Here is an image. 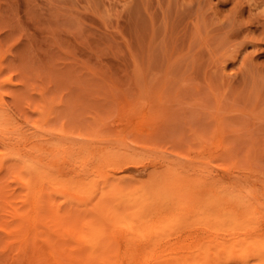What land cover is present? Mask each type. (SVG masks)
Wrapping results in <instances>:
<instances>
[{
  "label": "rangeland",
  "instance_id": "374dc122",
  "mask_svg": "<svg viewBox=\"0 0 264 264\" xmlns=\"http://www.w3.org/2000/svg\"><path fill=\"white\" fill-rule=\"evenodd\" d=\"M262 107L264 0H0V121L4 120L0 122V181L6 191L2 194L33 195V189L22 182L24 177L31 183L41 181L38 185L47 187V193L54 187V195L47 197L50 207L35 212L40 222L35 226L28 221L27 237L8 238L0 227V264H91L93 259L101 264H173L170 249L160 244L154 248L153 240V246L150 241L140 243L129 221L153 236L156 227V231L162 228L158 232L164 236L156 234L161 242L189 241L192 264H224L229 252L248 250L249 259L259 261L251 264H264ZM217 118L226 129L219 137ZM59 140L82 149L74 148L73 154L67 153L71 157L62 159L54 143ZM95 145L108 148L114 159L106 162L114 166L108 165V171L102 163L109 174L104 173L114 174L117 180L127 174L122 183L128 185H157L171 172L195 175L193 183L204 173L210 181L206 178L204 184L191 186L187 176L189 187L185 184L183 196L175 197L180 205L166 213L152 208L134 213L124 195L109 197V209L92 208L96 196L88 192L71 203L75 184L69 179L78 168L80 158L76 157ZM25 154L31 155L29 161ZM121 154L133 155L136 164L119 165L116 159L121 162ZM10 162L18 168L10 164L5 169ZM129 173L137 183L128 179ZM46 180L58 181L54 184L59 186ZM177 181L175 186L185 183ZM200 186L205 192H193ZM2 198L3 224L8 218L2 207L8 210V206ZM159 198L158 205L164 197ZM53 202L62 205L58 212ZM237 202L257 205V209L237 208ZM27 206L23 205L28 214L35 216ZM52 214L60 221L66 215L63 219L68 221L55 224ZM127 234L133 240L128 244ZM108 237L114 240L110 239L112 246ZM104 245L108 247L102 257ZM257 247L260 252L255 253ZM212 251L220 253L221 260L212 262L216 254Z\"/></svg>",
  "mask_w": 264,
  "mask_h": 264
},
{
  "label": "bare ground",
  "instance_id": "6f19581e",
  "mask_svg": "<svg viewBox=\"0 0 264 264\" xmlns=\"http://www.w3.org/2000/svg\"><path fill=\"white\" fill-rule=\"evenodd\" d=\"M166 74H168V73H166ZM253 86V85H252ZM215 90V89H214ZM216 91H217V89H216ZM215 91V92H216ZM219 93V92H218ZM259 95V94H258ZM261 96V95H260ZM244 101V100H243ZM222 102V101H221ZM212 103V102H211ZM218 103H219V100H218ZM253 104V103H252ZM220 105V103L218 104V106ZM213 106V105H212ZM217 106V105H216ZM223 106V105H222ZM258 107V106H257ZM256 107V108H257ZM261 107V106H260ZM214 108V107H213ZM250 108V107H249ZM262 108H264V107H262ZM218 110L220 109V108H217ZM53 110V109H52ZM212 110V109H211ZM254 110H255V108H254ZM210 111V110H209ZM262 111V110H261ZM44 112V111H43ZM219 112V111H218ZM262 112H264V111H262ZM1 113V112H0ZM52 113V112H51ZM210 114V113H209ZM262 114H264V113H262ZM260 116H261V114H260ZM217 117V116H216ZM262 117V116H261ZM222 118H223V115H222ZM262 118H264V117H262ZM226 119V118H225ZM53 120V119H52ZM217 120H218V118H217ZM4 120H3V117H2V121H0V122H3ZM219 122H218V125H216V137H219V136H221V135H223V133L224 132H226V129H224L223 128V125H224V121H222V119H220L219 118V120H218ZM15 122V121H14ZM227 122H229L228 120H227ZM256 122V121H255ZM254 122V123H255ZM4 123V122H3ZM231 123V122H230ZM1 124V123H0ZM20 124V123H19ZM227 124V123H226ZM38 125V124H37ZM230 125H232V124H230ZM226 126V125H225ZM192 127H193V125H192ZM39 128V127H38ZM57 128V127H56ZM55 128V129H56ZM194 128V127H193ZM58 129V128H57ZM195 129V128H194ZM194 129H193V131H194ZM223 129H224V131H223ZM25 130V129H24ZM74 130V129H73ZM196 130V133H198L197 132V129H195ZM229 130V129H228ZM16 131H18V130H16ZM156 131V130H155ZM166 132V131H165ZM164 132V133H165ZM18 133V132H17ZM81 133V132H80ZM194 133V132H193ZM196 133H194L193 134V136L196 134ZM199 133H201V132H199ZM198 133V134H199ZM232 133V132H231ZM14 134H16V133H14ZM44 134V133H43ZM101 134V133H100ZM225 134V133H224ZM7 135V134H6ZM28 135V134H27ZM45 135V134H44ZM87 135V134H86ZM97 135V134H96ZM165 135V134H164ZM16 136H18V134L16 135ZM2 137V136H1ZM22 137V136H21ZM226 137H228V136H226ZM230 137V136H229ZM18 138H20V137H18ZM24 138V137H23ZM28 138V137H27ZM225 138V137H224ZM17 139V138H16ZM223 140V139H222ZM4 141V140H3ZM15 140H13V142H14ZM19 141V140H18ZM179 141V140H178ZM250 141V140H249ZM16 142V141H15ZM199 142V141H198ZM203 142V141H202ZM214 142H216V141H214ZM224 142V141H223ZM256 142V141H255ZM19 143H20V141H19ZM55 143V147L57 148L56 150H58V152L60 153V155H61V158L62 159H65V157L67 156V158H68V156L69 155H67V153L68 154H73V151H75V149L74 148H76L77 150H79V149H82V148H80L79 146H70L69 144V142H67V141H65V140H62V141H55L54 142ZM219 143H221V142H219ZM9 144V143H8ZM53 144V143H52ZM93 144V143H92ZM17 145H19V144H17ZM90 145V144H89ZM101 145V147H102V144H100ZM14 146H16V145H14ZM86 146V145H85ZM98 146H99V144H98ZM103 146H105V145H103ZM35 147V146H34ZM34 147H30L29 149H33ZM37 147V146H36ZM39 147V146H38ZM78 147H79V149H78ZM101 147L99 148V149H97V145H95L93 148H91V149H89L88 151H86V152H81L80 154H81V157L79 156V157H76V158H80L79 160H77L78 162H77V165H78V168L76 169V172H75V174H73L72 176L69 174V176H71L70 177V181L71 182H73L74 184H75V186H73V187H75V190L73 189V193L71 192V195H70V197H69V199H70V202L72 203V200H75L74 199V197H79L80 195H83V193L84 192H88V194L90 195V196H96V198H95V202L93 203V201H94V199H93V201H91V203H93L92 204V208L94 207V208H99V209H102V208H104V209H106V208H108L109 209V197H112V196H118V195H124L125 197L127 196L128 198V200L126 201V203L128 204V206H129V204H131V208H132V212H138V211H140L141 209H143V208H152V209H154V210H157V211H159L160 213L161 212H167V211H169L171 208H173L175 205H180V203H181V201L179 200H175V197H182L183 195L182 194H184V192L186 191L185 190V188L188 186L187 185V176H189L188 178L189 179H191V182H190V184L191 183H193L192 182V176H190V175H186V173H185V175H180L179 173L177 174L176 172H171V173H169L168 175H165L164 177H163V179L161 180V183L160 184H158L157 183V185H155L154 183L153 184H151V185H149L148 184V186H146V185H141V184H137V185H133V184H131L130 185V183H129V185L128 184H125V183H122L123 181H122V179L124 178V179H126L125 177L127 176L128 177V175L126 174H123L122 175V177H120V180L118 179H115L114 178V174H112L111 172V174H110V176L109 175H106V173L107 174H109L108 172H106V170L105 169H107V171L109 170L108 168H110L111 166H113V165H111V164H109L108 163V165H110V167L107 165V163L106 162H109V160L110 159H112L109 155H111L110 154V150L107 148V149H101ZM106 147V146H105ZM12 148V147H11ZM41 148V147H40ZM119 148H121V147H119ZM13 149V148H12ZM26 149H28V148H26ZM35 149V148H34ZM101 149V150H100ZM122 149V148H121ZM15 150H17V149H15ZM15 150H13V151H15ZM42 150V149H41ZM44 150V149H43ZM42 150V151H43ZM54 150V149H53ZM55 150V151H56ZM120 150V149H119ZM122 150H124V152H125V149H122ZM12 151V153L14 154L15 152H13ZM36 151V150H35ZM42 151L40 152V153H42ZM48 151V150H47ZM79 151H81V150H79ZM9 152V151H8ZM54 152V151H53ZM51 153V154H54V153ZM123 151H122V153H124ZM249 152V151H248ZM39 153V154H40ZM56 153V152H55ZM74 153H76V152H74ZM131 153V152H130ZM1 154H2V152H1ZM17 154V153H16ZM21 154V153H20ZM19 154V155H20ZM31 154V153H30ZM78 154V153H77ZM76 154V155H77ZM113 154V153H112ZM132 154V153H131ZM131 154H128V156L126 155V154H124V156H123V154H121V156H123V157H121V162H122V158H123V160H124V162H118L119 160H118V158L116 159L117 161V163L119 164H125V162L126 163H133V164H136V163H134L135 162V159H134V157H133V155H131ZM34 155V154H33ZM42 155V154H41ZM55 155V154H54ZM75 155V154H74ZM74 155H72L73 157H74ZM114 155V157H115V154H113ZM120 155V154H119ZM118 155V156H119ZM10 156V155H9ZM12 156V155H11ZM25 156H26V154H25ZM24 156V158H27V157H29V156H31V155H29V156H26L25 157ZM36 156H38V155H36ZM43 156V155H42ZM45 156V155H44ZM112 156V155H111ZM117 156V155H116ZM13 157V156H12ZM69 157H71V156H69ZM109 157H110V159H109ZM113 157V156H112ZM120 157V156H119ZM24 158H22L21 156H15V159H21V162L22 161H26ZM43 158V157H42ZM66 158V159H67ZM125 158V159H124ZM7 159H9V157L7 158ZM37 159V158H36ZM50 159V158H49ZM10 161H13V159L11 160V159H9ZM31 160V159H30ZM46 160V159H45ZM44 160V161H45ZM112 160H114V159H112ZM28 161H29V159H28ZM28 161H26V165H27V162ZM40 162V160H37V162ZM42 161V160H41ZM111 161V160H110ZM14 162V161H13ZM10 162L9 164H7L6 166H4L5 167V169H7L8 170V165H12V164H14V163H16V164H14L15 166L16 165H19V164H17L18 162ZM34 162H35V160H34ZM106 163L105 165H106V167L104 166V168H102V163ZM112 162H114V161H112ZM5 163H6V161H5ZM30 164V162L28 163V165ZM35 164H37L36 162H35ZM44 164V163H43ZM72 164V163H71ZM119 164V165H120ZM27 165V166H28ZM32 165V164H31ZM13 166V165H12ZM15 166H13V168L15 167ZM63 166V165H62ZM116 166H118V165H116ZM124 166V165H123ZM20 167V166H19ZM23 167H24V165H23ZM33 167V166H32ZM38 167V169H40V168H42V167H40L39 168V166H37ZM46 167H47V165H46ZM114 167V166H113ZM3 168V167H2ZM15 168H18V167H15ZM48 168H49V165H48ZM69 168V167H68ZM84 168V169H83ZM192 168V167H191ZM4 169V170H5ZM21 169V168H20ZM34 169V168H33ZM37 169V170H38ZM44 169V168H43ZM43 169H41L42 171H43ZM66 169V168H65ZM7 170H5V172L7 171ZM11 170H13L12 168H11ZM16 170H18V169H16ZM25 170H27V167L25 166ZM50 170V169H49ZM52 170V169H51ZM50 170V171H51ZM104 170V171H103ZM111 170V169H110ZM173 170V169H172ZM9 171H10V169H9ZM40 171V170H39ZM45 171H46V169H45ZM44 171V172H45ZM54 171V170H53ZM156 171V170H155ZM176 171H177V169H176ZM183 171V170H182ZM8 172V171H7ZM18 172H19V170H18ZM20 172H22V170L20 171ZM30 172H33V170H31ZM41 172V171H40ZM62 172H63V170H62ZM104 172H106V173H104ZM167 172H169V171H167ZM194 172V171H193ZM206 172V171H205ZM261 172V171H260ZM14 173H17V172H14ZM54 173L56 174V172L54 171ZM67 173V172H66ZM66 173H65V175H66ZM192 173V172H191ZM199 173V172H198ZM31 174H33V173H31ZM30 174V175H31ZM45 174V173H44ZM52 174V173H51ZM59 174V173H58ZM58 174H56V175H58ZM68 174V173H67ZM122 174V173H121ZM121 174H119V175H121ZM130 174L131 173H129V178L128 179H131L132 177V175L130 176ZM205 174H207V173H205ZM8 175V174H7ZM13 175V174H12ZM33 175H35V173L33 174ZM42 175V174H41ZM48 175V174H47ZM62 174H60V176H61ZM111 175H113L112 177L113 178H111ZM204 175V173L202 174V176ZM1 176V175H0ZM20 176V175H19ZM40 176V175H39ZM124 176V177H123ZM197 176H198V174H197ZM201 176V177H202ZM206 176H209L208 174L206 175ZM22 177V176H21ZM29 178H30V176H28ZM35 177H37V176H35ZM116 178H117V176H115ZM131 177V178H130ZM135 176H133V178H134ZM155 177V176H154ZM160 177V176H159ZM193 177H195V175L193 176ZM199 177V178H198ZM198 177H196L195 178V181H194V183H196L197 182V184L198 183H201V184H204V183H202V182H204L203 180H206V178H205V176H203L202 178L200 177V176H198ZM210 177V176H209ZM208 177V178H209ZM7 178H8V176H7ZM19 178V177H18ZM33 178V177H32ZM43 178H44V176H43ZM56 179L57 177H53V179ZM67 178V177H66ZM119 178V177H118ZM132 178V179H133ZM205 178V179H204ZM207 178V179H208ZM212 179L213 178H215V177H211ZM219 178V177H218ZM1 179V178H0ZM37 179H40V180H43V179H41V178H37ZM48 179V178H47ZM52 179V178H51ZM52 179V180H53ZM68 179V178H67ZM110 179L112 180L111 182H110ZM123 179V180H124ZM127 179V180H128ZM132 179H131V182H136L137 183V180H133L132 181ZM140 179V178H139ZM142 179V178H141ZM145 179V178H144ZM178 179H180V181L181 182H185V183H183V184H181L182 186H180V184H179V186L178 185H176L175 186V182H176V184H177V180ZM188 179V180H189ZM19 180H22V179H20L19 178ZM50 180V179H49ZM57 180V179H56ZM58 180H59V176H58ZM116 180V181H115ZM126 180V181H127ZM158 180V179H157ZM209 181H210V179H208ZM31 181V179L30 180H28V178L27 179H25V177H24V180L22 181L23 183H25L28 187H31L33 190V195H31V196H29L28 194L29 193H22V194H20V195H16V194H13V192L12 193H7L6 195L4 194V196H3V194H2V192L4 191V190H2L3 188H2V182L0 181V198H2L3 199V202L8 206V210H7V208H5V207H2V209L4 208V209H6V214H7V218L8 219H6L5 220V222H4V220L2 221V222H4L3 224L2 223H0V227L2 226L3 227V230L2 231H5V234H7L6 236H8V238L10 237V236H15V237H13V238H16L17 236H20V238H24V237H27V234H29V231L27 232V227H26V225H28V221H32V223H36L37 224V222H40L38 219H37V217H36V213L38 212L39 213V209H41L42 208V210H43V208H44V210L46 209V208H48V207H50V205L48 206V200H47V197L48 196H51L52 194V189L54 188L53 186H55V184L54 183H56V182H58V181H54V183L51 181V182H48L47 180H46V182H48L47 184H50V185H52V183L54 184L52 187L53 188H51L50 190H51V192H50V190L48 191V193L47 192H45L46 190V188L47 187H43V186H46V184L44 185H42V187L43 188H41V185H38L37 183H31L30 182ZM190 181V180H189ZM215 181V180H214ZM21 182V181H20ZM21 182V183H22ZM45 182V183H46ZM68 182V181H67ZM71 182H70V185H71ZM128 182V181H127ZM134 182V183H135ZM153 182V181H152ZM219 182V181H218ZM217 182V183H218ZM44 183V182H43ZM179 183V182H178ZM193 183V184H194ZM216 183V184H217ZM187 185L186 187L184 186V185ZM4 185H5V182H4ZM58 186H59V184H57ZM55 186V187H58V186ZM61 185V184H60ZM195 185V184H194ZM220 185V183L218 184V186ZM25 186V185H24ZM65 186V185H64ZM68 186V185H67ZM191 186H192V184H191ZM217 186V185H216ZM4 187V186H3ZM61 187V186H60ZM59 187V188H60ZM189 187V186H188ZM26 188V187H25ZM30 188V189H31ZM49 188H50V186H49ZM59 188H56V189H58V191H57V193L59 192ZM218 188H220V187H218ZM215 189H216V187H215ZM222 189V188H221ZM226 189V188H225ZM225 189H222L223 191L225 190ZM45 190V191H44ZM48 190V189H47ZM190 190V189H189ZM227 190H230V189H227ZM21 191V190H20ZM25 191V190H24ZM196 191H198V192H200V191H204L205 192V190H202V187L200 186V187H198L196 190H194L193 192H196ZM226 191V190H225ZM4 192H6V191H4ZM30 192V191H29ZM55 192V191H54ZM188 192V191H187ZM32 193V192H31ZM207 193V192H206ZM1 194H2V196H1ZM51 194V195H50ZM61 194V193H60ZM187 194V193H186ZM185 194V195H186ZM212 194V193H211ZM219 194H220V192H219ZM54 195V194H53ZM52 195V196H53ZM57 195V194H56ZM182 195V196H181ZM184 195V196H185ZM197 195H199V194H197ZM69 196V195H68ZM55 197V196H54ZM143 197V199H144V197L146 198V197H148V198H146V200H145V202L143 203V201H142V198ZM159 197H164V199H162L163 201L160 203L159 201V205L157 204V198H159ZM91 198V197H90ZM113 198V197H112ZM139 198L141 199V201H142V204H140V203H138L139 201ZM50 199H51V197H50ZM53 199V198H52ZM97 199V200H96ZM159 199H161V198H159ZM91 200V199H90ZM112 200V199H111ZM148 200V201H147ZM1 201V200H0ZM62 201V200H61ZM77 201V200H76ZM114 201H115V199H114ZM116 201H118V200H116ZM49 202H50V200H49ZM59 202V201H58ZM17 203H20V205L19 206H17ZM25 203H27V205L29 206V208L30 209H33V211H34V214H35V216H30L28 213H29V211H28V209H26V207L24 208L23 207V205L25 204ZM89 203H90V201H89ZM50 204V203H49ZM55 204H57V206L59 207V208H57V206L56 205H54V202H53V206H55V211H59L58 209H61V206L62 205H59V203H55ZM62 204V203H61ZM0 205H1V202H0ZM51 205H52V203H51ZM71 205V204H70ZM69 205V209H71V206L72 207H74L73 205H71L70 206ZM256 205V204H255ZM27 206V207H28ZM75 206L77 207V205L75 204ZM106 206H108V207H106ZM112 206V205H111ZM124 209L125 208H127V207H125L124 205H121ZM237 208H245V209H249V210H254V209H257V205L256 206H254V205H252V204H249V203H245V204H243V203H238L237 202ZM106 207V208H105ZM113 207V206H112ZM24 208V209H23ZM78 208V207H77ZM85 208V207H84ZM111 208V207H110ZM29 209V210H30ZM52 209H53V207H52ZM65 209V208H64ZM63 209V210H64ZM51 210V209H50ZM79 210H82V209H79ZM78 210V211H79ZM129 209L127 208V211H128ZM3 211V210H2ZM49 211V210H48ZM67 211V210H66ZM74 211V210H73ZM76 211H77V209H76ZM75 211V212H76ZM101 211V210H100ZM36 212V213H35ZM41 212V211H40ZM53 212V211H52ZM56 212V213H57ZM64 212V211H63ZM89 212H90V210H89ZM118 212V211H117ZM122 212V211H121ZM165 212V213H166ZM51 213V212H50ZM50 213H48V214H50ZM54 213V212H53ZM5 214V213H4ZM3 214V215H4ZM47 213H45L44 215H46ZM124 214V213H123ZM127 214V213H126ZM39 215V214H38ZM51 215V214H50ZM49 215V216H50ZM58 216V213L57 214H55V216ZM122 215V214H121ZM54 214H52V216H51V218L52 219H54ZM65 217H67L66 215H64ZM64 216H62L63 218H64ZM70 216V215H69ZM112 217H114V216H112ZM121 217V216H120ZM62 218V221L64 222V223H66L67 221H68V219L66 220V218L65 219H63ZM55 219H56V217H55ZM55 219H54V222H58V223H55V224H61V222L62 221H60L59 219L60 218H58V220L56 219V221H55ZM65 220V221H64ZM129 220V219H128ZM18 223H17V222ZM49 221V220H48ZM60 221V222H59ZM124 221V220H123ZM145 221V220H144ZM16 222V223H15ZM73 222V221H72ZM130 223H128V224H130L131 226H130V228L132 229V230H134V231H136L137 230V233H135V232H133V233H135L136 234V236H137V240L140 242V243H144V244H147V243H149V241L150 240H153V242H154V248H155V246H157L158 244H160V246L161 247H163V249H165V248H167V249H170V250H166L167 252H168V254H171V256H172V260H173V264H192V262H191V260L189 259L190 257V253H192L193 251H192V249L190 250V248H188V247H190L191 246V244L189 245V244H186V243H188L189 241H185L186 243L184 244V243H182L181 241V243L180 242H177V241H175V242H169L168 243V241L167 240H163V241H165V242H161V236L160 235H157L156 236V234H158L159 232V230L160 229H162V228H160L158 231H156L157 230V227L155 228L156 230H154V233H156L155 234V236H153L154 234H153V232L151 233V231L150 232H147L146 231V233L143 231L142 232V230L144 229V227H141L140 225H138L137 227H134L133 225L135 224H133V223H131V222H133V221H129ZM74 223V222H73ZM85 223H87V222H85ZM101 223V222H100ZM138 222H136V224H137ZM34 224H32L31 226L32 227H34ZM36 224H35V226H36ZM49 224V223H48ZM75 224V223H74ZM93 224V223H92ZM119 224V223H118ZM127 224V223H126ZM133 224V225H132ZM139 224V223H138ZM141 224V223H140ZM150 224V223H149ZM69 225H71V224H69ZM90 225V224H89ZM146 225H147V223H146ZM47 226H49V225H47ZM61 226V225H60ZM95 226V225H94ZM144 226H145V223H144ZM150 226V228H148L149 230L151 229V225H149ZM155 226V225H154ZM161 226V225H160ZM1 227V228H2ZM32 227H30V229L32 228ZM105 227V226H104ZM159 227V226H158ZM100 228H102V227H100ZM142 228V229H141ZM29 229V230H30ZM46 229V228H45ZM48 229H49V227H48ZM127 229V228H126ZM77 230V229H76ZM92 230H93V225H92ZM128 230V229H127ZM261 230H262V228H261ZM91 231V230H90ZM124 231V230H123ZM129 231V230H128ZM254 231H256V230H254ZM158 232V233H157ZM34 233V232H33ZM37 233H38V230H37ZM78 233H79V231H78ZM78 233H76V234H78ZM90 233V232H89ZM95 233V232H94ZM94 233H92V234H94ZM106 233H107V231H106ZM130 235H131V233L130 232H128ZM160 233H162V235H163V231H161ZM159 233V234H160ZM255 233H257V232H255ZM39 234V233H38ZM75 233H74V235H76ZM87 234V233H86ZM125 234V233H124ZM129 234H127V240H128V242H127V240H126V244H128L129 243ZM134 234V235H135ZM33 235V234H32ZM79 235V234H78ZM77 235V236H78ZM94 235H96V234H94ZM111 235H113L112 233H111ZM129 235V236H128ZM101 236V235H100ZM158 236H160L159 238H158ZM164 236V235H163ZM39 237V236H38ZM74 238H76V236H73ZM81 237H83V236H80V239H81ZM96 237H98V236H96ZM155 237H157L156 239H159V240H155ZM218 238H220L219 236H217ZM257 237V236H256ZM109 238V237H108ZM132 238V237H131ZM222 238V237H221ZM259 238V237H258ZM11 239V238H10ZM21 239V240H22ZM77 239V238H76ZM87 239V238H86ZM99 239H101V238H99ZM110 239H112L111 237L109 238V243H108V246L109 245H111L112 246V244L114 243H112V240H110ZM134 239V238H133ZM165 239V238H164ZM211 239V238H210ZM210 239L208 238L207 239V241L209 240V242H210ZM214 238L212 237V240H213ZM216 239V238H215ZM214 239V240H215ZM246 239V238H245ZM260 239V238H259ZM13 240V239H12ZM15 240V239H14ZM13 240V241H14ZM97 240V239H96ZM136 240V241H137ZM188 240V239H187ZM212 240H211V242H212ZM213 240V241H214ZM248 240V239H247ZM114 241V240H113ZM117 241V240H116ZM130 241H133V240H130ZM138 241H137V243H138ZM166 241H167V243H166ZM204 241V240H203ZM207 241H204V242H207ZM216 241V240H215ZM214 241V242H215ZM219 241H221V240H219ZM245 241V240H244ZM24 242V241H23ZM22 242V243H23ZM74 242H76L75 240H74ZM151 242V241H150ZM262 242H264V241H262ZM13 243V242H12ZM79 243V242H78ZM78 243L76 242L75 244H77L78 245ZM107 243V242H106ZM105 243V244H106ZM136 243V244H137ZM198 243H200V240H199V242H197V244ZM203 243V242H202ZM201 243V244H202ZM218 243V242H217ZM27 244V243H26ZM26 244H24V245H26ZM81 244V243H80ZM100 243H97V248H99L98 247V245H99ZM130 244H131V242H130ZM134 244V243H133ZM144 244H142V246L141 247H143L144 246ZM155 244H157V245H155ZM203 244H206V243H203ZM212 244H213V242H212ZM229 244V243H228ZM254 244V246L256 245V241H254L253 243H252V245ZM23 245V244H22ZM82 245H84V244H82ZM138 245V244H137ZM151 245H152V242H151ZM152 245V246H153ZM198 245H200V244H198ZM207 245V244H206ZM209 245H210V243H209ZM215 246H216V244H214ZM237 245H239V244H237ZM241 245V244H240ZM244 245V244H243ZM107 246V247H108ZM131 246H133V245H131ZM213 246V245H212ZM212 246H211V248H212ZM215 246H213V247H215ZM221 246V245H220ZM242 246V245H241ZM93 247H94V245H93ZM106 247V245H104V248H101V250L103 251V255H102V257H104L105 256V254H106V251H104L105 250V248H107ZM114 247V246H113ZM130 247V246H129ZM146 246H144L143 248H145ZM224 247L225 248H227L225 245H224ZM224 247H223V249H224ZM239 247V246H238ZM237 247V248H238ZM243 248H244V246H242ZM242 247L240 248V249H242ZM95 248V247H94ZM114 248H116V247H114ZM134 248V247H133ZM138 248V247H137ZM192 248V247H191ZM209 248V247H208ZM218 247H216V249H217ZM255 248V247H254ZM262 248H264V245H262ZM100 249V248H99ZM129 249V248H128ZM131 249V248H130ZM158 249H160V248H158ZM162 248H161V250H163ZM195 249V248H194ZM257 249V251H255V253L257 252H260V251H258V247L256 248ZM98 250V249H97ZM106 250H108V249H106ZM113 250H115V249H113ZM132 250V249H131ZM151 250V249H150ZM213 250H215V249H213ZM227 250V249H226ZM225 250V251H226ZM242 250H245V249H242ZM255 250V249H254ZM99 251V250H98ZM102 251H100L101 253H102ZM152 251H153V249H152ZM165 250L164 251H162V253H163V255H164V253L166 252ZM185 251V252H184ZM190 251H192V252H190ZM249 251V250H248ZM248 251L246 252V251H244V253H242V254H233L232 252H229L228 253V256H227V258H226V260L223 262L224 264H251V262L252 261H256V259L257 258H252V260L251 259H249V254L250 253H248ZM136 252V251H135ZM155 252V251H154ZM170 252V253H169ZM184 252V253H183ZM190 252V253H189ZM208 252V251H207ZM213 253H216V252H214V251H212ZM224 252V251H223ZM250 252V251H249ZM100 253V254H101ZM132 253V252H131ZM156 254H157V252H155ZM159 253V252H158ZM161 253V252H160ZM173 253V254H172ZM262 253H264V252H262ZM108 254V253H107ZM219 254L220 253H216L214 256H211L212 257V262H217L218 261V259H220V256H219ZM117 255V254H116ZM167 255V254H166ZM165 255V256H166ZM248 255V256H247ZM82 256V255H81ZM93 256V255H92ZM91 256V257H92ZM99 256V255H98ZM89 258V261L88 262H90V260L92 259V258ZM150 257H151V255H150ZM154 257V256H153ZM153 257H151L152 259H154ZM191 257H192V255H191ZM86 258V257H85ZM88 258V257H87ZM101 258V257H100ZM100 258H99V260H100ZM109 258V257H108ZM146 258V257H145ZM148 258V257H147ZM165 258V257H164ZM193 258V257H192ZM107 259V258H106ZM166 260H168L167 258H165ZM194 260H196L195 258H193ZM255 259V260H254ZM261 258H259V260H260ZM84 260V259H83ZM104 260V259H103ZM165 260V261H166ZM221 260V259H220ZM251 260V261H250ZM96 261V262H98V264L100 263V261H97V260H95V259H93V260H91V264L92 263H94V262ZM101 261H102V259H101ZM257 261H258V259H257ZM84 263H85V260L83 261ZM110 262H113V261H111L110 260ZM152 262V261H151ZM163 262V261H162ZM167 262V261H166ZM259 262V261H258ZM107 264L108 262H104L103 264ZM86 264H88V263H86ZM95 264H97V263H95ZM101 264V263H100ZM109 264V263H108ZM113 264V263H112ZM141 264V263H140ZM195 264H196V261H195ZM215 264H217V263H215ZM219 264V263H218ZM222 264V263H221ZM254 264H256V262H254ZM258 264V263H257Z\"/></svg>",
  "mask_w": 264,
  "mask_h": 264
}]
</instances>
